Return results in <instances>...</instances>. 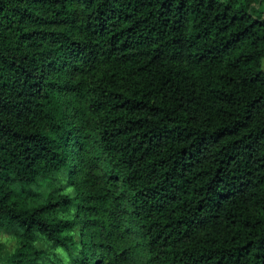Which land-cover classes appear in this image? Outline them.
Segmentation results:
<instances>
[{
	"label": "trees",
	"instance_id": "trees-1",
	"mask_svg": "<svg viewBox=\"0 0 264 264\" xmlns=\"http://www.w3.org/2000/svg\"><path fill=\"white\" fill-rule=\"evenodd\" d=\"M262 1L0 0V229L20 237L0 264H35L38 237L78 264L125 257L114 181H96L89 144L58 122L61 83L119 173L144 264H264ZM54 170L82 184L29 205ZM73 199L76 259L74 218L47 213Z\"/></svg>",
	"mask_w": 264,
	"mask_h": 264
},
{
	"label": "rangeland",
	"instance_id": "rangeland-1",
	"mask_svg": "<svg viewBox=\"0 0 264 264\" xmlns=\"http://www.w3.org/2000/svg\"><path fill=\"white\" fill-rule=\"evenodd\" d=\"M258 8L261 12H264L263 1L258 5ZM47 27L70 30V27L63 23H52L48 24ZM260 65L264 71V57L261 58ZM55 100L58 106V122L60 127L72 136L83 138L85 143L89 144L90 155L92 156V161L95 163L96 181L102 183L106 178L114 181V185L112 186H114L117 195L112 197L110 201L113 207L112 211L117 215L119 222L122 224L120 233L117 235L120 244L118 249L126 250L125 257L120 261V264H144V242L137 232L134 216L129 211L127 195L119 180V173L117 170H109L103 155L97 148H93L95 140L91 131L88 130V115L83 108L81 97L69 89L66 84L61 83L55 87ZM80 184H82V181L76 175L70 177L66 173V170H54L50 176L39 175L36 181L31 184V193L27 195L28 204L34 205L40 202L48 193L55 195L64 192L73 195L76 187ZM76 201L78 199H73V202L69 205L47 212L49 215L55 217L74 218L72 225L64 228L63 232L71 236L72 241L69 242V248L74 253L75 259L77 258L76 251L79 245L84 236H87L86 233H83L86 221L85 210L79 208ZM19 238L16 234L4 232L0 229V248L5 261L7 257L13 255L15 247L19 243ZM30 245L41 252L35 260V264H78L73 261L74 258L72 259L65 249L47 241L46 238L38 237Z\"/></svg>",
	"mask_w": 264,
	"mask_h": 264
}]
</instances>
